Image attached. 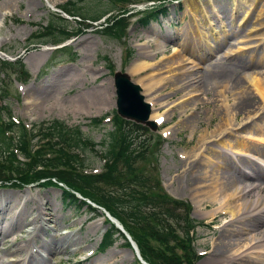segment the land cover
I'll use <instances>...</instances> for the list:
<instances>
[{
	"label": "rangeland",
	"instance_id": "374dc122",
	"mask_svg": "<svg viewBox=\"0 0 264 264\" xmlns=\"http://www.w3.org/2000/svg\"><path fill=\"white\" fill-rule=\"evenodd\" d=\"M32 1L33 4L29 0H0V63L17 59L22 65V70L17 67L7 69L5 76H0V97L5 98L6 105L1 119H5L9 114L16 123L27 130L54 120L67 127L77 126L83 136L94 144L84 151L88 165L86 171L92 173L101 170L103 163L94 151L102 149L100 143L113 128V116L123 119L115 112L114 76L125 75L131 83L136 84V75L130 74L128 70L138 61L141 53H154L156 48H162L149 63L154 66L164 63L170 66L172 62L171 69L186 64L187 67H193V74L204 71L215 62L220 61L224 65V54L230 50L236 52L239 44L243 48L236 53L246 55V59L250 57L247 53L258 51L255 53L254 63L242 64L240 70L232 71L237 76V81L248 82L242 77L244 73H264V63H255L257 55L264 57V48L261 49L264 46V36L258 41L259 37L264 35V0H212V5H207L206 0H199L202 9L191 14L185 8L189 0H180L179 3L164 0V10L156 18L148 20L145 26L137 23L138 13L148 9L149 4H139L127 9L128 27L119 39H111L97 32L117 14L116 10L107 13L95 23L85 22L84 24L89 26L85 28L81 21L65 15L58 9L64 2L71 0ZM109 1H94V5L101 10L108 9L112 5ZM88 2L85 6H88ZM50 18L54 21L63 19L66 24L60 29L64 32L60 31L57 37L67 36V40L55 46L48 43L41 45L36 42L34 36ZM219 22L224 25L225 30L220 47L212 54L191 55L187 45L192 47L191 43L195 42L192 38L196 35V27H200L201 33L206 36L210 31L211 34L215 32L218 37ZM151 25H154V30L149 28ZM208 43L214 49L216 43L211 39ZM194 88L197 90L193 96L194 106L183 113L176 110L183 93L170 84L159 88L158 95L162 102L158 108L162 116L160 125H155V129L150 130L139 124L146 127L147 131H136L135 134L140 139H148L149 142V149L144 158V170L156 177L160 189L168 198L181 203L185 218L198 223L193 231L192 243L189 244L193 245V251L199 257L195 264H222L218 257L221 251L218 245L226 236L224 227H229V219L219 212L209 216L217 207L214 203L203 201L200 208L197 206L192 196L193 185L189 182L190 177L186 178L183 173L184 170L187 172V166L183 165L182 158L188 157L205 128H213L217 124L223 109L217 101L216 92L207 90L205 93L199 87ZM229 91L225 94L228 104L232 103L231 98L235 104L241 95L251 98L249 102L252 104L259 102L257 96H248L249 94H243L236 89ZM33 99L34 105L31 103ZM1 105L3 103L0 100ZM238 118L240 119L241 115ZM93 119H100V127L92 125L90 120ZM211 155L210 162L205 159L202 165L197 166L195 175L202 178L207 176L211 165L215 163V155ZM238 158V165L241 167L245 158ZM226 175L243 181V177L233 169H229ZM60 193L56 186L32 185L17 189H0V197L12 196L11 198L20 204L26 203L24 207L31 215L23 220L25 232L30 228L37 230L39 227L35 236L19 232L18 227L21 226L2 234L5 219L11 215L8 211L0 212V242L3 238L8 239L7 244L1 248L12 250L14 247L26 245L27 248L31 247V250L39 253L42 251L44 254V246L53 245L61 238L73 235L72 240L78 238L79 244L72 245L71 241L65 245L66 248L62 247L59 253L50 254L48 264H101L104 260H107L108 264H140L139 261L148 264L139 254L136 256L127 240L129 246L122 240H116L112 246L102 250L101 238L106 232L107 223L111 221L101 217V207L96 208V214L88 212L85 208L74 209L61 201ZM82 196V199H87L85 201L97 202ZM180 212L183 214L182 209ZM36 213H39L37 221H32ZM127 235L133 242L134 238L132 240L131 236ZM242 238H245V235ZM174 241L166 245L172 247L178 259H182L190 252L189 248L179 239ZM148 242L151 249L161 256L160 245L151 239H148ZM0 254H3L1 250Z\"/></svg>",
	"mask_w": 264,
	"mask_h": 264
},
{
	"label": "trees",
	"instance_id": "16d2710c",
	"mask_svg": "<svg viewBox=\"0 0 264 264\" xmlns=\"http://www.w3.org/2000/svg\"><path fill=\"white\" fill-rule=\"evenodd\" d=\"M88 2V6L85 3ZM71 0L58 7L65 15L81 21L95 23L111 11L115 16L100 30L101 35L119 39L128 27L126 8L139 3H154L138 13L137 23L145 26L148 20L164 10V0H110V8L101 10L94 1ZM92 1V2H91ZM50 18L48 23L39 28L34 36L39 44H58L67 40V36L57 37L64 21ZM64 32V31H62ZM22 70L21 63H0V76H5V70ZM0 185L25 187L38 185L57 187L60 189L61 201L74 209L85 208L96 214L85 200V195L97 200L93 203L101 207L111 217L116 219L122 229L131 236L142 260L148 264H195L199 257L193 251L191 240L197 222L185 218L181 203L168 198L160 189L158 180L153 174L143 168L144 158L149 149L146 138H139L136 131L146 132V127L113 116V128L107 133L106 139L100 143L102 149L94 151L102 161L101 170L91 173L87 170L84 151L94 145L90 139L83 136L77 126L67 127L59 121H51L46 125L25 129L7 114L5 98L0 97ZM93 126L100 127V119L90 120ZM158 141V140H157ZM158 144V143H157ZM78 195L81 199H78ZM89 201V200H88ZM89 201L90 203H92ZM92 203V204H93ZM182 209V212H180ZM185 216V217H184ZM148 239L160 245L161 256L149 246ZM179 239L185 242L189 253L178 259L172 247L167 243ZM116 240H122L129 246L123 235L107 223V229L101 238V247L109 248ZM190 244V245H189ZM138 264V263H136Z\"/></svg>",
	"mask_w": 264,
	"mask_h": 264
},
{
	"label": "bare ground",
	"instance_id": "6f19581e",
	"mask_svg": "<svg viewBox=\"0 0 264 264\" xmlns=\"http://www.w3.org/2000/svg\"><path fill=\"white\" fill-rule=\"evenodd\" d=\"M29 2L33 4L32 0H29ZM186 3V11L190 14L200 12V9H202L199 0H189ZM205 3L212 5V0H206ZM153 26L151 25L149 28L154 30ZM219 26L220 34L218 37L215 32L211 34L210 31L206 36L201 33L199 30L201 28L197 26L195 29L196 35L192 38L195 44L191 43L192 47L187 45L190 47L189 53L200 56L212 54L214 50H217L222 44L221 40L225 37L224 25L219 22ZM263 36H260L258 41ZM209 39L216 43L214 49L209 46ZM147 45L150 48V45ZM236 48V52H238L243 47L238 44ZM263 48L264 46L261 49ZM160 49L162 48H156L154 53H150V51L141 53L138 61L128 70L130 74H135L137 77L134 85L139 87V94L143 102L149 107L148 120L156 126L160 125L162 121V116L158 112V108L162 103L158 92L159 88L165 84H170V86L183 93L176 106L179 113H183L194 106L193 96L197 92L194 87H199L205 93L207 90L216 92L217 101L223 109L219 121L213 128L210 126V128H205L189 152L188 157L182 158L183 165L187 166V172H184V170L183 173L186 178L190 177L189 182L193 185L192 196L197 206L200 208V203H203V201L214 203L217 207L209 213V216L219 212L229 219L227 222L229 227H224L226 236L218 245L221 248L218 256L220 262L222 264H264V73H244L242 77L246 78L248 82L243 83L237 81V76L232 72L235 69L240 70L242 64L254 63L255 53L258 50L247 53L250 56L249 59L244 58L246 55H239L230 50L223 56L224 61H226L224 65L220 61L215 62L204 71L191 74L193 67H187L186 64L171 69L172 62L170 66L165 63L154 66L149 63ZM255 63L262 65L264 57L261 54L257 55ZM146 72L148 73L146 74ZM229 89L239 90L238 92L247 93L248 96L250 94L254 97L257 96L259 102H253L252 104L249 102L251 98L241 95L242 97L235 104L233 98L230 100L232 103L228 104L225 94L230 92ZM31 103L34 105L35 99L31 100ZM239 115H241L240 119L238 118ZM211 153L215 155L213 158L215 163L211 165L207 176L202 178L197 174L195 175V169L198 165L203 164V160L206 159V162L211 161ZM238 157L245 158L241 167L238 165L240 160ZM229 169H233L243 177V181L226 175ZM11 197H0V212L8 211L11 215L7 220L5 219L1 229L2 234L21 226L18 227L19 232L35 236L39 227H37V230L30 228L26 232L24 229L25 222L23 220L31 215L24 207L26 203L20 204ZM38 216L39 213H36L32 221H37ZM243 235H245V238H242ZM71 236L73 235H67L53 245L44 246V254L41 253L42 251L39 253L31 250V247L27 248L26 245L24 247H14L12 250L1 248V246L7 244L8 240L3 238L0 242V250L3 252V254H0V264H48L50 254L59 253L58 251L62 247L66 248L65 245L70 244L71 241L72 245L79 244L78 238L72 240ZM10 257L11 259H8ZM101 264H108V262L104 260Z\"/></svg>",
	"mask_w": 264,
	"mask_h": 264
},
{
	"label": "water",
	"instance_id": "95a60500",
	"mask_svg": "<svg viewBox=\"0 0 264 264\" xmlns=\"http://www.w3.org/2000/svg\"><path fill=\"white\" fill-rule=\"evenodd\" d=\"M113 84L116 96L115 109L117 115L122 117L124 120L131 121L135 124H142L143 126L148 127L150 130H154V124L148 120L149 107L143 102L142 97L139 94V87L131 83L125 75L121 74H116L114 76ZM108 219L124 235L126 240L134 249L135 247L133 246V243L124 233L121 226L115 220L109 217Z\"/></svg>",
	"mask_w": 264,
	"mask_h": 264
}]
</instances>
